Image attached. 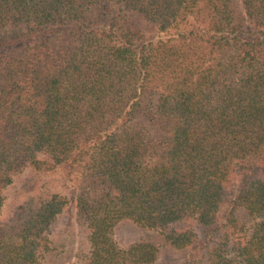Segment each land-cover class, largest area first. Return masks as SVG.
Wrapping results in <instances>:
<instances>
[{"label": "trees", "instance_id": "trees-1", "mask_svg": "<svg viewBox=\"0 0 264 264\" xmlns=\"http://www.w3.org/2000/svg\"><path fill=\"white\" fill-rule=\"evenodd\" d=\"M0 264H264V0H0Z\"/></svg>", "mask_w": 264, "mask_h": 264}, {"label": "rangeland", "instance_id": "rangeland-1", "mask_svg": "<svg viewBox=\"0 0 264 264\" xmlns=\"http://www.w3.org/2000/svg\"><path fill=\"white\" fill-rule=\"evenodd\" d=\"M58 177L59 174L56 173L45 175L31 169H26L18 174L13 183L5 189L6 197L2 208V218L11 216L16 206L22 203L28 195L38 192L45 181L50 178L58 179ZM115 235L121 244L128 245L142 236L149 235V232L126 221L118 225Z\"/></svg>", "mask_w": 264, "mask_h": 264}]
</instances>
